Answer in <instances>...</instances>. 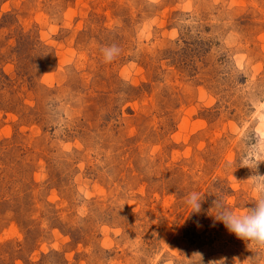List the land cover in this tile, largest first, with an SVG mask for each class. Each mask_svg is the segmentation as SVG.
Segmentation results:
<instances>
[{"label": "rangeland", "instance_id": "obj_1", "mask_svg": "<svg viewBox=\"0 0 264 264\" xmlns=\"http://www.w3.org/2000/svg\"><path fill=\"white\" fill-rule=\"evenodd\" d=\"M257 146L264 0H0V264H243Z\"/></svg>", "mask_w": 264, "mask_h": 264}, {"label": "clouds", "instance_id": "obj_2", "mask_svg": "<svg viewBox=\"0 0 264 264\" xmlns=\"http://www.w3.org/2000/svg\"><path fill=\"white\" fill-rule=\"evenodd\" d=\"M115 52V48L105 50V59L111 60ZM257 157L261 158L257 159ZM244 161H247V163ZM261 163H264V150L257 146L256 155L249 156L246 154L241 160V167L249 168L253 173H256ZM248 182H251L250 188L256 194L252 206L245 207L243 211H236L221 204L217 215L211 216L214 217V221L222 223L229 233L244 241L249 250L255 251L256 254L247 258L243 264H246V262L255 264L258 255L264 253V175L253 174L245 182L238 183ZM203 200L198 192H192L187 197L186 203L193 208V213H199ZM217 204L218 202L215 199L210 210H216ZM219 262H213V264H219Z\"/></svg>", "mask_w": 264, "mask_h": 264}]
</instances>
